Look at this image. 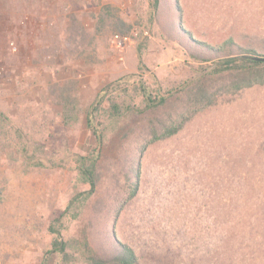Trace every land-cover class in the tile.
<instances>
[{
    "label": "rangeland",
    "instance_id": "374dc122",
    "mask_svg": "<svg viewBox=\"0 0 264 264\" xmlns=\"http://www.w3.org/2000/svg\"><path fill=\"white\" fill-rule=\"evenodd\" d=\"M179 4L180 15L176 0H161L156 14L149 0H0V114L10 122L0 121V264H41L48 224L89 188L78 173V159L97 146L87 111L105 86L129 100L140 81L167 102L119 121L102 117L97 190L64 218L67 248L47 264L110 259L113 233L140 264H264V85L233 93L224 75L214 77L217 103L171 137L151 134L189 103L174 88L218 60L186 31L225 47L224 56L249 45L264 53V0ZM117 25L139 29L121 55L110 45ZM62 92L75 96L70 122ZM138 161L139 191L129 199Z\"/></svg>",
    "mask_w": 264,
    "mask_h": 264
},
{
    "label": "trees",
    "instance_id": "16d2710c",
    "mask_svg": "<svg viewBox=\"0 0 264 264\" xmlns=\"http://www.w3.org/2000/svg\"><path fill=\"white\" fill-rule=\"evenodd\" d=\"M179 1L180 0H176V4L177 12L180 15L182 6L179 4ZM160 2L161 0H149L153 14H156L159 10ZM99 19L102 22L105 21L103 12ZM131 28L132 26L130 25L125 28L117 25V32L128 33ZM186 32L188 37L194 42L197 41L199 45L212 49V52L218 57V60L216 59L214 61V66H212V68L207 69L209 66H202L199 76L190 78L174 88L178 92L184 91L189 103L185 108L177 112L175 116H170V118H168L169 120H162L159 125H154L151 128L153 141L171 137L180 131L196 113L217 103L218 96L216 95V92L212 90V81L214 77L221 78L224 75L227 80L223 83V87L226 91L233 93L255 85H264V61L245 56H264V53L259 52L257 48L250 45L238 46L239 49L243 50V53L240 56L230 54H225L224 56L222 55V52L225 51V47H213L207 42L195 40L193 32ZM227 44L231 46L238 45L236 44L234 37H230L227 40ZM193 55L194 57L199 58L201 54L193 51ZM203 61L207 60L204 59ZM114 90H117V88H114ZM134 90L135 94L131 96V99L127 100L120 93L116 95L111 94L113 89L107 85L100 90L96 96L95 102L87 111V126L93 132L97 141V146L89 155L81 156L78 159V173L80 178L89 184V188L81 191L70 199L66 208L58 210L54 218L48 224V231L52 234V239L41 264H47L48 254L54 252L65 253L67 242L63 236L64 218L71 213L79 214L83 210L86 201L90 199L97 190L100 181L98 163L101 157V147L106 133V126L102 117H106L112 122L119 121L131 113H143L146 109H154L155 107L164 105L169 98L168 95H165V92H153L146 83L141 81L140 85L135 87ZM126 94L129 95V93ZM136 95H141L143 97L142 105L135 103L134 99L136 98ZM73 97L75 96L72 93L66 95L65 92H62L59 96L60 103L63 106V117L66 122H70L78 116L77 104L72 101ZM105 101L108 102V106L103 108V103ZM0 121L5 124L10 123L9 118L1 114ZM17 145H19V143H17ZM22 148L26 149V146L24 145ZM42 155L49 161H53L50 160L51 158H49V154L45 151L42 152ZM134 178L135 180L131 183L130 187L129 199L135 197L139 191L141 179L140 161H138ZM123 204L119 207L117 214L123 209ZM72 210L73 212H71ZM114 234L115 233L112 234L113 248L115 250L114 256L110 259L93 257V264H140L135 249L129 243L119 240Z\"/></svg>",
    "mask_w": 264,
    "mask_h": 264
},
{
    "label": "built area",
    "instance_id": "2783aa9c",
    "mask_svg": "<svg viewBox=\"0 0 264 264\" xmlns=\"http://www.w3.org/2000/svg\"><path fill=\"white\" fill-rule=\"evenodd\" d=\"M138 33L137 27H133L128 33L114 32L110 37V45L121 55Z\"/></svg>",
    "mask_w": 264,
    "mask_h": 264
},
{
    "label": "water",
    "instance_id": "95a60500",
    "mask_svg": "<svg viewBox=\"0 0 264 264\" xmlns=\"http://www.w3.org/2000/svg\"><path fill=\"white\" fill-rule=\"evenodd\" d=\"M245 56L264 61V56H259V55H245Z\"/></svg>",
    "mask_w": 264,
    "mask_h": 264
}]
</instances>
